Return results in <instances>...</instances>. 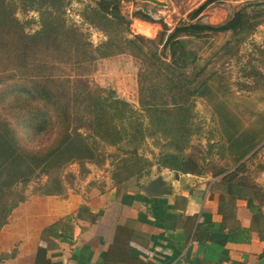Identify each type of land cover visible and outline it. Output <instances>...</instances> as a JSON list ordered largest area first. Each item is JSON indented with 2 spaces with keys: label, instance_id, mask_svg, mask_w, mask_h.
<instances>
[{
  "label": "trees",
  "instance_id": "16d2710c",
  "mask_svg": "<svg viewBox=\"0 0 264 264\" xmlns=\"http://www.w3.org/2000/svg\"><path fill=\"white\" fill-rule=\"evenodd\" d=\"M122 1L96 0L94 5L84 6L83 18L106 36L94 44L67 20L65 7L71 0H0V64L10 62L27 70L25 74L22 70L18 74L5 72L4 67L0 71V85L14 86L13 93L5 97L0 87V229L30 195H66L70 188L67 173H63L66 166L78 163L86 173L90 171L88 162L102 165L108 156L113 158L110 176L117 186L133 177L138 181L156 165L185 174L210 173L219 178L231 203L246 199L264 204V187L257 180L264 163H259L254 173L248 166L257 156L255 148L264 127L244 128L240 118L229 111L225 97L234 92L226 67H217L220 59L238 55L264 22V0H245L232 18L218 24L182 21L169 32L163 23L156 37L132 32ZM215 1L205 0L190 12L191 19ZM19 9L38 11L40 28L27 31L25 21L17 16ZM134 15L153 21L142 11ZM222 33L227 38L214 48V38ZM198 40L209 42L212 49L208 55L193 46ZM119 54L139 60V108L101 85L81 81L80 76L95 60ZM47 56L70 64L77 74H56L52 70L55 61L44 59ZM252 58L241 67L245 79L238 81L248 92L264 89V72ZM24 83L30 94L19 91ZM199 98L213 106L220 142L213 141L212 133L207 149L201 144V155H196L194 139L205 131L196 112ZM34 100L42 101L46 108L35 107ZM19 128L32 137L45 131L50 135L54 131L55 137L47 145L29 148ZM148 138L159 147L153 159L139 152ZM108 145L117 150L106 153ZM217 154L224 164L217 162ZM245 232L240 224L231 225L229 238L238 240ZM15 255L16 248L1 252L0 262Z\"/></svg>",
  "mask_w": 264,
  "mask_h": 264
},
{
  "label": "crops",
  "instance_id": "0c3cea01",
  "mask_svg": "<svg viewBox=\"0 0 264 264\" xmlns=\"http://www.w3.org/2000/svg\"><path fill=\"white\" fill-rule=\"evenodd\" d=\"M180 173L166 196L109 181L30 195L0 229V253L16 248L0 264H264V204H233L219 178Z\"/></svg>",
  "mask_w": 264,
  "mask_h": 264
},
{
  "label": "rangeland",
  "instance_id": "374dc122",
  "mask_svg": "<svg viewBox=\"0 0 264 264\" xmlns=\"http://www.w3.org/2000/svg\"><path fill=\"white\" fill-rule=\"evenodd\" d=\"M205 0H123L122 11L127 15L132 23L131 29L133 33L143 34L147 37H156L163 29V23L169 27V32L175 29L182 21H195L201 20L207 23L218 24L225 22L232 18L238 11L245 0H218L211 3L196 19H191L190 12L202 4ZM94 5L96 0H71L65 7V16L69 23L78 26L84 31L88 38L94 43L106 39L103 31L97 27L89 24L81 15V12L86 4ZM142 11L149 15L153 21H147L134 15L135 12ZM17 16L25 21L26 30L33 32L40 28V15L39 12L34 9L18 10ZM31 20V21H30ZM227 34L222 33L216 35L214 38V48L221 47L224 43ZM208 43L205 40H198L197 44L193 46L200 50L203 56L208 55L211 52L212 47L208 48ZM262 51H261V50ZM252 54V55H251ZM6 55V54H5ZM252 57L253 63L258 65L259 69L264 72V22L260 24L254 33L247 39V41L241 46L240 52L234 57H230L228 60L222 58L218 61L217 67L221 64L226 67L229 82L234 93L226 95L227 106L229 111L233 112L240 118L244 128L252 127H264V89H258L253 92H248L245 88H240L238 81L244 80L243 71L241 67L249 61ZM44 59H52L55 61V66L52 70L59 75H71L77 74L76 71L70 66V64L59 62L55 56H47ZM4 67V71L11 73L13 70L18 74H23L27 70L20 68L19 66L11 65L10 62L0 64L1 68ZM91 69L84 74L81 78L82 83H88L91 86L101 85L107 90L114 92L116 97H121L128 100L134 107L139 108V92H138V69L139 60L130 54H119L106 58H100L95 60L90 67ZM77 80L76 78H73ZM1 89L5 90L4 97L10 95L14 86H2ZM27 84H23L20 87V92L29 93ZM30 94V93H29ZM33 105L35 107L46 108L43 106L42 101L34 100ZM2 110V105H0ZM50 112V110H49ZM196 112L198 119L202 122L204 127V136L196 137L194 139L195 148L192 151L196 155H201L199 146L202 144L204 147L207 145L208 138L214 136L213 141H219L218 124L213 116V106L208 102L206 98H199L196 103ZM6 114V113H5ZM217 118V117H216ZM54 126V125H53ZM50 127V122L46 125V129ZM57 128V127H56ZM55 128V129H56ZM21 137L25 141L29 148H38L51 143L55 137V132L45 131L43 134H39L36 137L30 136L27 130L19 128ZM50 131V130H49ZM82 131H86L82 128ZM86 133V132H85ZM214 133L213 136L211 134ZM220 142V141H219ZM125 147L132 148L130 144H124ZM264 135L256 146L255 150H258L257 156L252 162H249L248 166L251 168L252 173L259 163H264ZM208 147V146H207ZM106 153H112L116 151V146H105ZM207 148L205 147V150ZM159 151V147L155 144L152 138H148L142 146L139 148V152L143 153L149 159H153L154 155ZM217 151V148H214ZM206 152V151H205ZM112 156H108L104 164H96L92 162L87 163L89 172L84 173L81 171V166L78 163H72L66 166L63 173H67V181L69 187L77 190L78 188L85 189L88 186L101 185L107 181L112 183L110 176L112 165ZM216 160L219 163L224 164V160H220L218 154ZM229 165L232 162L229 160ZM168 170L167 168H158L156 165L151 167L150 174H144L138 181L135 177L131 178L126 185H141V181L150 175H156L159 172ZM33 187L35 184H32ZM29 194H31V187Z\"/></svg>",
  "mask_w": 264,
  "mask_h": 264
},
{
  "label": "water",
  "instance_id": "95a60500",
  "mask_svg": "<svg viewBox=\"0 0 264 264\" xmlns=\"http://www.w3.org/2000/svg\"><path fill=\"white\" fill-rule=\"evenodd\" d=\"M184 184V177L180 171L165 170L156 175L145 177L140 183L142 189L148 195L152 196H166L173 193L174 183Z\"/></svg>",
  "mask_w": 264,
  "mask_h": 264
},
{
  "label": "built area",
  "instance_id": "2783aa9c",
  "mask_svg": "<svg viewBox=\"0 0 264 264\" xmlns=\"http://www.w3.org/2000/svg\"><path fill=\"white\" fill-rule=\"evenodd\" d=\"M210 187H211V183L206 187V189H205L206 190V194L205 195L208 194Z\"/></svg>",
  "mask_w": 264,
  "mask_h": 264
}]
</instances>
